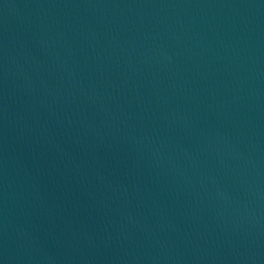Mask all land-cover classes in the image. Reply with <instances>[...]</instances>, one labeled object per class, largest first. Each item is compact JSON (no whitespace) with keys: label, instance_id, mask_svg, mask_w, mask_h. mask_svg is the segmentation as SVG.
<instances>
[{"label":"water","instance_id":"water-1","mask_svg":"<svg viewBox=\"0 0 264 264\" xmlns=\"http://www.w3.org/2000/svg\"><path fill=\"white\" fill-rule=\"evenodd\" d=\"M0 264H264V0H0Z\"/></svg>","mask_w":264,"mask_h":264}]
</instances>
